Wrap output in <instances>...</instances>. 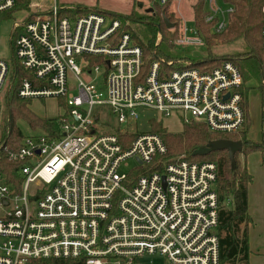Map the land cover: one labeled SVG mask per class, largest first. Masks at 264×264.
I'll use <instances>...</instances> for the list:
<instances>
[{"label": "built area", "instance_id": "1", "mask_svg": "<svg viewBox=\"0 0 264 264\" xmlns=\"http://www.w3.org/2000/svg\"><path fill=\"white\" fill-rule=\"evenodd\" d=\"M208 1L207 20L223 30L234 11L231 0L225 10ZM16 2L0 0V12ZM28 6L12 28V62L33 75L21 80L18 96L64 97L69 111L59 130L5 147L8 158L20 163V183L0 163V264H144L147 258L162 259L156 264H220L217 165L184 155L162 161L167 146L155 132L138 133L125 144L118 133L100 128L103 115L96 107L107 105L121 125L151 108L166 116L179 113L187 123L194 121L191 115L215 132H238L245 113L237 66L224 60L200 70L186 58L164 70L174 61L157 58L141 77L143 50L119 18L96 10L61 17L57 0H29ZM184 32L180 45L202 44L196 28L186 24ZM12 62L0 57V121ZM101 65L104 81L97 86ZM69 72L78 93L70 90ZM131 158L133 174L121 170ZM139 167L145 172L138 173Z\"/></svg>", "mask_w": 264, "mask_h": 264}, {"label": "trees", "instance_id": "2", "mask_svg": "<svg viewBox=\"0 0 264 264\" xmlns=\"http://www.w3.org/2000/svg\"><path fill=\"white\" fill-rule=\"evenodd\" d=\"M151 14H143L132 11L127 16L113 14L98 7L88 8L82 5H70L60 8L61 17L74 18L79 15L88 14L93 10L100 11L111 18H119L123 22V30L128 31L133 41L143 50V64L141 66L140 76L144 77L151 63L159 57V47L164 44L173 48L175 39L178 36L177 23L172 22L174 30H170L164 21V15L171 18L168 12V6L158 4L156 0H151ZM234 11L229 16V21L222 32L213 30L214 22L205 20V6L203 2H199L195 6V25L199 34L204 37L207 47V55L200 57H188V51L183 49V53L176 57L167 56V60L186 59L193 60L192 67L200 70H212L219 66L224 60L232 61L241 72L244 84L241 87L243 94V108L245 113L244 126L237 133L215 132L203 121H194L185 124L183 130L179 133L169 132L156 118L149 120V132H155L162 136L167 146V153L161 157L162 161L168 162L182 155L190 161L196 162H214L217 165L218 177L216 182V192L219 205V223L217 233L219 236L220 246V264H250V243L248 225L252 221L249 213L248 188L252 182V175L245 163L240 159L242 154L246 157L251 152L260 151L264 157V86L262 90V139L261 142H253L247 138V132L250 124V115L248 112L247 100L249 88L245 83L256 76L263 78L264 72V50L262 46V28L264 26V14L261 10L264 0H231ZM29 0H17L15 6L7 10L4 14L6 17H12L17 11L27 9ZM1 14V13H0ZM1 16V15H0ZM131 21L146 25L150 36L147 40L141 39L137 31L131 28ZM172 21V18H171ZM212 25V26H211ZM161 32L162 38L156 44L157 34ZM17 31L12 29L11 44ZM201 37V36H200ZM241 41L243 54L236 53L227 57H209L210 48L218 43H231L233 41ZM254 64V65H253ZM164 70L168 68H176L178 65H162ZM10 88L8 90V112L9 119L6 126L0 129V163L2 170L7 176L13 180H17L19 185L18 169L20 163L8 158L7 150L17 148L23 139V133L20 126L16 124L17 119H24L31 128H43L51 130L50 119L41 118L34 114L27 106L28 101L18 96V89L23 78H33L31 72L25 70L20 63L14 61L10 68ZM64 99V97H61ZM62 100V99H61ZM65 105V99H64ZM126 127V126H122ZM117 127L116 133L119 134L125 144L135 138L138 133L131 132L129 126L124 129ZM125 130V132H124ZM50 132V133H51ZM144 132V131H143ZM147 132V131H146ZM241 140L243 147L241 151L235 153V164L232 163L227 149L208 150L207 152H199L206 147L209 142L217 139ZM7 147V150L5 149ZM145 167H139L138 173L145 172ZM48 262H56L57 264H78L74 259H48Z\"/></svg>", "mask_w": 264, "mask_h": 264}, {"label": "rangeland", "instance_id": "3", "mask_svg": "<svg viewBox=\"0 0 264 264\" xmlns=\"http://www.w3.org/2000/svg\"><path fill=\"white\" fill-rule=\"evenodd\" d=\"M60 7H67L70 5H82L88 8H100L105 11H108L113 14H118L122 16L129 15L132 11H137L143 14H151L152 2L151 0H57ZM50 2V1H49ZM159 4V0H156ZM169 2V3H168ZM166 4L168 6V12L171 14V18L169 19L170 23H177L178 36L175 39V45L173 48L167 47L162 44L159 47V57L161 59L167 60V56L176 57V55L180 56L183 53V49H186L188 53L186 54L188 57H194L200 55L203 57L207 55V47L205 45L204 37L198 33L199 37L202 39V44H194L190 43L187 46L179 43L185 36L184 29L188 28H196L195 23V6L199 2H203L205 6V20H207V13L209 11L210 1L208 0H169ZM215 5H218L219 9L223 10L227 9L228 4H226L225 0H216ZM97 11V10H96ZM6 11L0 12V57L5 58L9 62H12V52H11V32L13 28V23L15 20H21L25 17L24 9L17 11L13 14V16L6 17L3 13ZM100 12V11H99ZM221 17L222 15L219 14ZM131 28L136 30L138 35H140L141 39L147 40L150 36L146 25L135 23L131 21ZM212 26V25H211ZM213 30L217 33L222 32L223 30H216L215 27H212ZM170 30H174V26L169 27ZM192 38L196 37V34H188ZM162 38L161 32L157 34L156 44L160 42ZM236 53L243 54L244 51L242 49L241 41H233L231 43H218L217 45H212L210 48L209 57L217 56V57H227L235 55ZM187 57V58H188ZM189 59V58H188ZM77 62H80V57H76ZM182 59L171 60L174 62H178ZM191 63L193 60L189 59ZM254 65V64H253ZM103 72L104 66L101 65L99 78L95 80V84L97 86H101L103 84ZM254 78L250 79L249 82L245 83V85L249 88L248 92V112L250 115V124L247 132V138L253 142H261L262 139V90L263 86L261 84V78L257 76V72L255 70ZM11 72H9L7 81L10 80ZM81 77H87L84 73L80 75ZM69 84L74 86L75 76L73 73L69 72ZM4 86V89L1 91V101H2V114L0 121V129L8 123V88L9 83ZM72 86V87H73ZM71 91L78 93V88L75 86L70 89ZM250 96V101H249ZM62 99V100H61ZM28 101V108L37 116L41 118L50 119V128L52 131L59 130L61 127L60 118L63 114H66L69 111V107L64 105V99L61 97H46V98H31V99H23ZM103 115L101 120L99 121L100 128L105 132H115L117 127L129 126L131 132H146L150 130L149 120L152 118H156L160 120L163 126L172 133H179L183 130L185 124H190L194 121H197L189 115L191 120H194L190 123H187L181 118L179 113H174L170 116H166L159 111L151 108H144L140 110V117L133 121L131 124H119L115 115L110 111L107 105H100L96 107V110ZM200 121V120H199ZM16 124L21 127L23 137L25 136H34L39 134H47L50 135L51 130H46L43 128H31L29 124L22 118L16 120ZM244 126V125H243ZM242 126V128H243ZM241 130V129H240ZM239 130V131H240ZM238 131V132H239ZM237 133V132H235ZM234 133V134H235ZM240 159L243 163H245L252 175V182L249 184L248 188V196H249V213L252 218V221L248 225L249 231V243L250 249H252V253L250 256V264H264V157L260 151L251 152L246 157L242 154L240 155ZM135 160L129 159L128 164H122L121 170L133 174V169L135 166ZM144 264H156L162 263V259L158 258H147L146 260H141Z\"/></svg>", "mask_w": 264, "mask_h": 264}, {"label": "water", "instance_id": "4", "mask_svg": "<svg viewBox=\"0 0 264 264\" xmlns=\"http://www.w3.org/2000/svg\"><path fill=\"white\" fill-rule=\"evenodd\" d=\"M164 21L166 22L168 27H172L173 24L170 23L169 19L164 15ZM243 147V143L241 140H230V139H217L213 140L208 143L206 147H203L199 150V152H207L208 150H221V149H227L229 153V157L233 164H235V153L238 151H241Z\"/></svg>", "mask_w": 264, "mask_h": 264}, {"label": "crops", "instance_id": "5", "mask_svg": "<svg viewBox=\"0 0 264 264\" xmlns=\"http://www.w3.org/2000/svg\"><path fill=\"white\" fill-rule=\"evenodd\" d=\"M249 101H250V96H249ZM248 201H249V196H248ZM251 253H252V249H250V256H251ZM249 260H250V257H249Z\"/></svg>", "mask_w": 264, "mask_h": 264}]
</instances>
